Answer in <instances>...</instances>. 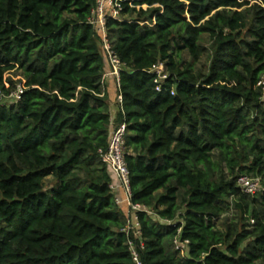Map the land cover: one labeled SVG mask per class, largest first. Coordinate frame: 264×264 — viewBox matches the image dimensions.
Here are the masks:
<instances>
[{"label": "trees", "instance_id": "16d2710c", "mask_svg": "<svg viewBox=\"0 0 264 264\" xmlns=\"http://www.w3.org/2000/svg\"><path fill=\"white\" fill-rule=\"evenodd\" d=\"M96 1L0 0V264H133L100 156L121 123L142 264H264V0H120L115 117Z\"/></svg>", "mask_w": 264, "mask_h": 264}, {"label": "built area", "instance_id": "2783aa9c", "mask_svg": "<svg viewBox=\"0 0 264 264\" xmlns=\"http://www.w3.org/2000/svg\"><path fill=\"white\" fill-rule=\"evenodd\" d=\"M120 0H97L95 7L91 11V16L89 18V24L93 29L102 37L103 49L106 53L109 71L104 75V77H113L117 81L119 87V74L122 70L123 65L116 56V54L111 50L110 45L106 38L105 23L108 18H119L120 12L122 10L120 5ZM164 67L159 64L153 69V73L157 75V80H163L166 75L163 73ZM258 85L264 86V79L258 83ZM24 87L18 85L17 90L12 92L8 99L19 100L20 95L23 93ZM161 90V86H157V91ZM264 90V87H263ZM173 94V91L171 92ZM122 97L119 94L117 96V103L121 105ZM126 131V125L124 123L118 124L111 134L107 149L105 151H100L101 160L115 175V181L110 184V189L115 193V202L119 206H125L127 209L128 220L126 222V227L124 232L129 237L128 247L132 255L133 264H142L141 259L138 255V248H142V244L137 247L134 240H140L141 232L139 229V222L137 218V212L144 211L148 212L147 209L139 204L131 203V192H130V181H129V171L125 161L126 148L124 145V134ZM237 186H239L244 193L254 194L260 190L259 179H252L248 176H240L236 181ZM120 192V193H119ZM119 193V195H118ZM174 244L176 249L180 251L182 255L185 254L186 245L188 241L185 240L181 242L179 239H175Z\"/></svg>", "mask_w": 264, "mask_h": 264}, {"label": "crops", "instance_id": "0c3cea01", "mask_svg": "<svg viewBox=\"0 0 264 264\" xmlns=\"http://www.w3.org/2000/svg\"><path fill=\"white\" fill-rule=\"evenodd\" d=\"M106 83H107V91L109 93V103H110V108L112 111L113 117H115L116 112H117V81L113 77H106ZM120 193V192H119ZM118 193V195H119ZM120 196V195H119ZM123 208L125 209V212H127L126 207L123 205Z\"/></svg>", "mask_w": 264, "mask_h": 264}, {"label": "rangeland", "instance_id": "374dc122", "mask_svg": "<svg viewBox=\"0 0 264 264\" xmlns=\"http://www.w3.org/2000/svg\"><path fill=\"white\" fill-rule=\"evenodd\" d=\"M203 65H205L204 64V59L198 64V66L201 68V69H203ZM11 76V74H5V76H4V79H7L8 77H10ZM15 81H17L18 79H19V77H14L13 78ZM6 85H7V83H6ZM263 101H264V95H263ZM228 216H230V217H232L233 216V211H231V213L228 215Z\"/></svg>", "mask_w": 264, "mask_h": 264}]
</instances>
